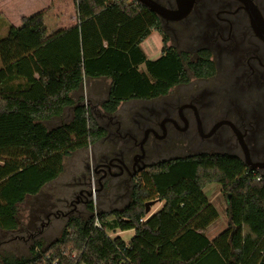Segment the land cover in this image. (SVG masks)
I'll return each mask as SVG.
<instances>
[{"label": "trees", "instance_id": "obj_1", "mask_svg": "<svg viewBox=\"0 0 264 264\" xmlns=\"http://www.w3.org/2000/svg\"><path fill=\"white\" fill-rule=\"evenodd\" d=\"M76 21L32 41L0 12V229L18 227V205L38 195L63 170V157L97 141L103 128L85 105L48 128L73 105L71 93L86 78H106L101 107L114 112L121 102L163 96L171 87L214 72L208 59L189 61L166 45L158 16L136 0H74ZM162 37L159 55L141 48L151 33ZM260 177L257 179V177ZM216 183L226 199V227L213 239L208 226L217 211L203 192ZM162 201L151 215L145 203ZM81 220L69 216L59 235L29 255L0 253V264H250L259 250L264 264V176L229 154L200 153L148 165L121 208L96 210ZM133 230L125 242L113 234Z\"/></svg>", "mask_w": 264, "mask_h": 264}, {"label": "flooded vegetation", "instance_id": "obj_2", "mask_svg": "<svg viewBox=\"0 0 264 264\" xmlns=\"http://www.w3.org/2000/svg\"><path fill=\"white\" fill-rule=\"evenodd\" d=\"M151 1L163 8L166 45L189 61L208 59L214 72L196 77L187 70L188 80L163 96L125 101V112L123 102L114 112L100 110L104 135L78 149L86 151L70 186L91 171L113 201H129L148 165L203 151L237 157L264 176V1L191 0L178 19L172 11L189 0ZM78 188L73 201L86 206L87 191Z\"/></svg>", "mask_w": 264, "mask_h": 264}, {"label": "rangeland", "instance_id": "obj_3", "mask_svg": "<svg viewBox=\"0 0 264 264\" xmlns=\"http://www.w3.org/2000/svg\"><path fill=\"white\" fill-rule=\"evenodd\" d=\"M74 7V0H0V12L16 28H23L30 37V41L37 34H41V40H45L61 31L71 21L73 22L75 19ZM5 34L6 27L0 20V37ZM150 39L148 38L144 45L142 43V47L147 45L145 50L148 55L146 56L154 59L160 53L161 48L158 50L150 47L152 46ZM214 83L212 81V84ZM108 85L109 80L106 78H86L78 90L71 94L73 104L79 103L87 106L91 116L98 124L101 121L97 115L100 110L102 111L101 103L106 98ZM91 105L93 108H90ZM129 105L123 102L120 111L125 112ZM71 114L72 107H69L64 110L60 117L44 121V124L48 128L57 126L66 122ZM85 151L86 149L84 151L76 150L64 156L63 170L59 176L54 181L44 185L38 195L27 197L24 202L18 205V227L12 231L0 229V253L26 257L29 255L30 248L35 244L39 243L41 248H44L53 241L59 235L69 216L81 220L87 218L90 214L87 210L89 204L96 210L106 211L123 207L128 202L120 199V201H113L114 198L107 194L105 187L99 186L98 176L91 171H84L85 175L78 180V184L76 183L75 187L70 186L72 182L76 181L74 179L76 168L80 165V158L85 155ZM203 152L212 153L216 151ZM179 156L184 155L180 153ZM81 182L83 183L81 184ZM78 187L87 191L86 206H83L82 202L73 201L74 193L79 189ZM203 192L218 215L217 219L212 222L208 233L209 236H212L213 231L218 230L215 233L217 235L226 227V199L220 186L216 183L206 184ZM162 204V201L157 200L150 206V211L159 209ZM132 235L133 231L129 229L123 231L121 237L124 241H128ZM262 245H264V236L259 246ZM258 258L259 250L255 248L249 257V263L258 264Z\"/></svg>", "mask_w": 264, "mask_h": 264}, {"label": "water", "instance_id": "obj_4", "mask_svg": "<svg viewBox=\"0 0 264 264\" xmlns=\"http://www.w3.org/2000/svg\"><path fill=\"white\" fill-rule=\"evenodd\" d=\"M138 3L144 5L145 7H147L149 10L153 11L159 18L162 17V12L161 10H163L162 7L156 5L155 3H153L151 0H136ZM190 3H191V0H189V2L187 3V5L184 7V8H180L176 11H172V13L176 14L174 17H172L173 19H178V18H181L183 17L189 10L190 8ZM249 9L251 10L252 13H255L257 16L256 18L258 19L259 21V15H258V12L255 10L254 6L250 5ZM260 23V21H259ZM261 175V174H260ZM157 200H150V201H147L145 203V212L148 213L149 210H150V206L152 204H154Z\"/></svg>", "mask_w": 264, "mask_h": 264}, {"label": "crops", "instance_id": "obj_5", "mask_svg": "<svg viewBox=\"0 0 264 264\" xmlns=\"http://www.w3.org/2000/svg\"><path fill=\"white\" fill-rule=\"evenodd\" d=\"M74 12H75V7H74ZM74 17H75V15H74ZM7 20H9V19H7ZM75 21H76V17H75V19H74V21L72 22H70L69 24H67V25H65L64 26V28L63 29H61V31L62 30H64V29H66V28H68L69 26H71V25H73L74 23H75ZM10 24H12L10 21H8ZM13 25V24H12ZM13 26H15V25H13ZM60 32V31H59ZM40 36H41V34H40ZM148 38H151L150 39V43H152V46H150V47H154V49H160L161 48V44H160V42H161V37H160V35H159V33L158 32H153V33H151V35H149L143 42H141V48H142V50L146 53L145 55H148V53H147V51L145 50V49H147V45L143 48L142 47V43H143V45H144V42L148 39ZM149 43V42H148ZM153 49V48H152ZM159 55V54H158ZM150 58V57H149ZM73 93V92H72ZM71 93V94H72ZM77 104H79V103H77ZM77 104H73V105H71V106H68V107H66L65 109H67V108H69V107H72V109H73V107L75 106V105H77ZM64 109V110H65ZM64 110H63V112H64ZM71 116H72V114H71ZM71 116L69 117V119L71 118ZM52 119V118H51ZM68 119V120H69ZM67 120V121H68ZM47 121V120H46ZM162 206V205H161ZM121 208V207H120ZM158 210V209H157ZM156 211V210H155ZM155 211H153V212H151L150 210H149V214H147V216H149V215H151L152 213H154ZM212 224V223H211ZM211 224L208 226V228H207V232H206V234H207V237L209 238V239H213L214 237H215V233L218 231V230H215V231H213V234H212V236H209V228H210V226H211ZM132 230V229H131ZM124 231H126V230H124ZM133 231V230H132ZM122 232L123 231H115L114 233H113V235H117V236H119V237H121V234H122ZM122 238V237H121ZM123 239V238H122ZM125 242H127V241H125Z\"/></svg>", "mask_w": 264, "mask_h": 264}, {"label": "built area", "instance_id": "obj_6", "mask_svg": "<svg viewBox=\"0 0 264 264\" xmlns=\"http://www.w3.org/2000/svg\"><path fill=\"white\" fill-rule=\"evenodd\" d=\"M115 1H117V0H115ZM136 2H137V1H136ZM259 178H260V177L258 176L257 179H259ZM110 235H112V234H110ZM53 264H56V262H53Z\"/></svg>", "mask_w": 264, "mask_h": 264}]
</instances>
